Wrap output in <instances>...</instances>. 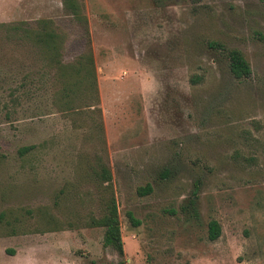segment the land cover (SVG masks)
<instances>
[{"label": "rangeland", "instance_id": "obj_1", "mask_svg": "<svg viewBox=\"0 0 264 264\" xmlns=\"http://www.w3.org/2000/svg\"><path fill=\"white\" fill-rule=\"evenodd\" d=\"M76 1L0 0V264H264V0Z\"/></svg>", "mask_w": 264, "mask_h": 264}, {"label": "trees", "instance_id": "obj_2", "mask_svg": "<svg viewBox=\"0 0 264 264\" xmlns=\"http://www.w3.org/2000/svg\"><path fill=\"white\" fill-rule=\"evenodd\" d=\"M63 8L68 11L77 21H84V17L81 15V9L76 0H61ZM13 29H18V26H10ZM25 34L29 32V36L32 43L38 47H45L51 50L53 55H56L57 47V34L48 26V21L38 20L34 29L27 30L22 29ZM215 49L225 51L228 70L234 78L247 77L250 73V68L247 61L243 58L241 53L236 49H226L221 43L212 42L209 44ZM83 63L80 64V71L85 77L87 83L94 82V71L92 65L91 56H85L82 58ZM192 81V80H191ZM27 147H23L20 151L26 150ZM100 177L103 181L108 182L110 174L105 168L100 169ZM149 186L138 188V193L145 194L149 191ZM130 221L132 217L128 215ZM95 225L104 228L102 244L105 247L112 248L118 256L122 255V242L119 232V223L117 219V211L114 201L111 199L107 204L105 213L94 222ZM220 234L219 224L215 220L208 222L207 238L209 240L216 239Z\"/></svg>", "mask_w": 264, "mask_h": 264}]
</instances>
